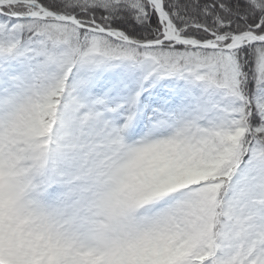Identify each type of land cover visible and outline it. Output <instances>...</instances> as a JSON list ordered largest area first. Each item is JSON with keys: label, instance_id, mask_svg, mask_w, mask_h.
Wrapping results in <instances>:
<instances>
[{"label": "snow or ice", "instance_id": "6c2138e0", "mask_svg": "<svg viewBox=\"0 0 264 264\" xmlns=\"http://www.w3.org/2000/svg\"><path fill=\"white\" fill-rule=\"evenodd\" d=\"M0 264H264V0H0Z\"/></svg>", "mask_w": 264, "mask_h": 264}]
</instances>
